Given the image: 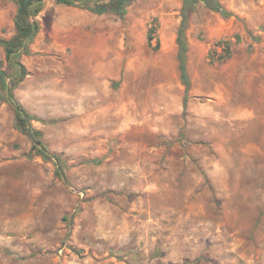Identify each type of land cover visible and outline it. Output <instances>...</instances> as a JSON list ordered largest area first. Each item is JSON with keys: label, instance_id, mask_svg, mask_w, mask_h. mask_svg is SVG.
I'll return each instance as SVG.
<instances>
[{"label": "rangeland", "instance_id": "obj_1", "mask_svg": "<svg viewBox=\"0 0 264 264\" xmlns=\"http://www.w3.org/2000/svg\"><path fill=\"white\" fill-rule=\"evenodd\" d=\"M181 4L129 0L120 17L36 0L20 82L0 45L30 126L65 161L56 176L0 101V264H264V22L237 50L243 77L209 63L183 107L162 38ZM17 11L0 0L1 37L15 34ZM100 72L114 96L106 112L100 97H76L78 78L98 85ZM215 82L224 97L209 96Z\"/></svg>", "mask_w": 264, "mask_h": 264}, {"label": "crops", "instance_id": "obj_2", "mask_svg": "<svg viewBox=\"0 0 264 264\" xmlns=\"http://www.w3.org/2000/svg\"><path fill=\"white\" fill-rule=\"evenodd\" d=\"M222 6L231 13L228 17H223L220 13L211 11L200 6L197 12L193 13L189 20V25L186 30L188 42V51L186 55L187 71L191 80V87L195 85V81L206 78V71L211 66L217 65V62H209V50L222 38H229L232 49V56L227 63L221 64V70H228L236 77L242 78L245 70L247 59L244 61L237 60V50L242 45H248L246 36L249 32L260 34L258 30L259 24L264 22V7L254 0H219ZM264 2V0H262ZM180 23V17L172 19L169 23L163 26L162 38H166L167 44L171 45V50L177 53V44L175 42L177 28ZM246 55V53L244 52ZM128 66V64H127ZM130 66V64H129ZM109 63L106 61L99 62L98 69L100 71L107 70ZM255 72H249L250 77ZM105 78H99L98 85L92 82H86L84 79L77 80L76 97H100L101 110L106 112L109 108L108 97H114L110 93L109 80L110 76L107 72L99 73ZM115 80V75L111 76ZM203 94L208 93L205 90ZM199 94L201 92H198ZM211 97H224L220 93L219 83L215 82V89L209 90ZM195 94V95H194ZM197 93H193L196 96Z\"/></svg>", "mask_w": 264, "mask_h": 264}, {"label": "trees", "instance_id": "obj_3", "mask_svg": "<svg viewBox=\"0 0 264 264\" xmlns=\"http://www.w3.org/2000/svg\"><path fill=\"white\" fill-rule=\"evenodd\" d=\"M36 0H15L17 3L18 11L14 17L15 34L9 39L0 36V45L3 46L6 57L10 66H16L18 68V74L16 81L20 82L25 74L26 67L19 60L18 56L20 52L28 53L29 43L33 40L36 33L39 30V21L33 18V15L38 11L39 6H32ZM57 2H63L67 5H77L80 7L86 6L88 3H92L89 6L91 10H98V12L112 13L120 17L124 14V7L129 0H56ZM203 6L214 12L220 13L223 17L231 15L227 11L219 0H182L180 7V23L176 32L175 42L177 44L176 58L178 62V69L180 73V80L184 85V97L183 107L186 106L187 92L191 86V80L186 66V55L188 51V42L186 37V30L189 25L190 17L197 9ZM154 28L151 26L147 31L148 41L152 40ZM232 56V49L228 48L226 53L217 59L218 63H223ZM7 71L0 70V101H6L14 110V115L17 122L25 124L24 133L31 140V151L42 156L46 160H52L55 165V175L61 178H65L63 171L64 159L60 154L50 153L48 151L47 144L42 138V132L38 129H33L30 126V121L34 117L28 113L21 102L14 95L12 88L8 86L6 80Z\"/></svg>", "mask_w": 264, "mask_h": 264}, {"label": "built area", "instance_id": "obj_4", "mask_svg": "<svg viewBox=\"0 0 264 264\" xmlns=\"http://www.w3.org/2000/svg\"><path fill=\"white\" fill-rule=\"evenodd\" d=\"M231 49V43L229 38L220 39L210 50L208 53L209 62H217V59L224 55L227 49ZM218 63V62H217Z\"/></svg>", "mask_w": 264, "mask_h": 264}, {"label": "bare ground", "instance_id": "obj_5", "mask_svg": "<svg viewBox=\"0 0 264 264\" xmlns=\"http://www.w3.org/2000/svg\"><path fill=\"white\" fill-rule=\"evenodd\" d=\"M167 41H168V40H166V38H165V39L163 38V45H164V46H163V50H164V49L166 48V46H167Z\"/></svg>", "mask_w": 264, "mask_h": 264}]
</instances>
